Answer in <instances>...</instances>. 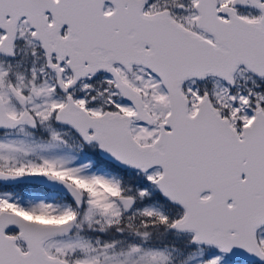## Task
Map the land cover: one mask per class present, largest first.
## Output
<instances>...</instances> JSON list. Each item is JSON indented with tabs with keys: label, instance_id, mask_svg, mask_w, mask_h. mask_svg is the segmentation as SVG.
Instances as JSON below:
<instances>
[{
	"label": "snow or ice",
	"instance_id": "6c2138e0",
	"mask_svg": "<svg viewBox=\"0 0 264 264\" xmlns=\"http://www.w3.org/2000/svg\"><path fill=\"white\" fill-rule=\"evenodd\" d=\"M0 264H264V0H0Z\"/></svg>",
	"mask_w": 264,
	"mask_h": 264
}]
</instances>
